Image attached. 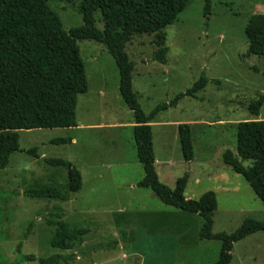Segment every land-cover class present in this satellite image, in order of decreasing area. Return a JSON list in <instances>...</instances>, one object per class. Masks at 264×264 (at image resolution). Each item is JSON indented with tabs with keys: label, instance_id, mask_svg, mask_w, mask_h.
<instances>
[{
	"label": "rangeland",
	"instance_id": "rangeland-1",
	"mask_svg": "<svg viewBox=\"0 0 264 264\" xmlns=\"http://www.w3.org/2000/svg\"><path fill=\"white\" fill-rule=\"evenodd\" d=\"M48 5L65 31L82 25L77 0H49ZM203 6L202 0H190L165 28V65L152 61L157 50L153 35L133 36L125 51L135 64L133 91L145 114L186 92L201 75L210 80L195 99L185 97L158 115L155 122L170 126L152 128L155 170L159 181L171 189L178 178L187 176L186 199L198 200L213 192L217 209L212 233L230 234L245 219L264 220L260 200L221 159L226 150L236 154L237 123L264 120V105L256 117L248 111L264 92V58L246 55L245 33L249 18L264 14V0H212L208 19L203 17ZM95 20V27L102 30L100 13ZM77 46L88 83L87 92L78 97L77 124L133 123L119 93L117 67L106 48L91 40L77 41ZM172 123L190 125L192 161L182 159ZM105 128L90 134L71 129L18 132L21 150L37 148L38 155L68 161L80 172L83 184L79 192L70 193L65 167L47 165L24 152L13 153L0 170V264H37L20 262L19 256L55 254L74 255L67 264H214L221 243L198 239L200 216L163 204L148 188H130L144 176L132 129ZM58 138H74L76 144L48 142ZM47 187L69 195L74 208L87 214L73 216L58 200L23 195L25 190ZM48 201L55 205H45ZM59 220L88 231L71 250L51 246L56 227L50 222ZM29 224L33 226L26 234ZM230 264H264V232L234 244Z\"/></svg>",
	"mask_w": 264,
	"mask_h": 264
},
{
	"label": "trees",
	"instance_id": "trees-1",
	"mask_svg": "<svg viewBox=\"0 0 264 264\" xmlns=\"http://www.w3.org/2000/svg\"><path fill=\"white\" fill-rule=\"evenodd\" d=\"M82 25L65 31L58 15L49 7V0H0V170H4L10 156L24 152L39 159L37 148L21 150L19 131L43 129H73L77 127L78 97L88 90L87 77L80 58L77 41L91 40L103 45L114 60L119 74V93L133 116V136L136 157L144 176L136 187L150 189L165 205L203 219L198 232L199 240L221 243L219 258L214 264H230L233 245L257 232H264V220L245 219L230 234L212 233L213 214L217 200L213 192L204 193L198 200L184 196L187 176L176 180L173 189L159 181L155 171L153 133L151 123L158 115L176 107L178 102L204 90L210 82L204 75L190 89L176 95L170 102L157 105L148 114L141 109L133 91L132 74L135 64L125 49L135 35L154 36L157 47L152 61L166 64L168 48L164 30L172 25L186 9L190 0H77ZM203 1V17L211 14L212 0ZM100 13L103 29L95 27V14ZM248 39L246 55L264 58V14L252 15L245 29ZM264 105V92L248 106L256 117ZM182 159H194L193 141L189 124L177 126ZM236 154L230 150L222 154L224 165L240 175L264 206V120L239 122L235 125ZM53 145L71 143L70 138L50 141ZM50 166L67 169L68 192L82 188L80 172L68 161L42 158ZM244 161H251L244 166ZM24 196L35 199L68 201V195L53 187L28 189ZM56 227L51 246L68 251L74 242L87 234L85 229L70 228L62 220L50 222ZM33 224L28 225L27 233ZM21 243L17 245L20 253ZM19 261L37 264L68 263L74 255L55 254L47 258L21 255Z\"/></svg>",
	"mask_w": 264,
	"mask_h": 264
},
{
	"label": "crops",
	"instance_id": "crops-1",
	"mask_svg": "<svg viewBox=\"0 0 264 264\" xmlns=\"http://www.w3.org/2000/svg\"><path fill=\"white\" fill-rule=\"evenodd\" d=\"M103 93V92H102ZM101 93V94H102ZM101 94H99V95H101ZM158 119V118H157ZM132 120V119H131ZM156 121V120H155ZM153 122V123H151L150 125H151V127L152 128H154V127H158L159 125H160V127H162L161 129L162 130H164V128L165 127H168V126H170L168 123H158V122ZM158 121V120H157ZM77 123V122H76ZM172 126H176V131H177V126L179 125V123H175V124H171ZM108 126H112V127H114V129H124V128H131L132 129V127H133V123H132V121L128 124V125H123L122 123H120V124H116V123H107V122H105V123H97V125H79V124H77V127L76 128H73V129H71L72 131H80V130H82V131H86L88 134H90V132H93V131H99V130H101V129H106L105 127H108ZM71 139V143H70V145H75L76 144V139H74V138H70ZM50 141L51 140H49L48 142L50 143ZM38 150V149H37ZM39 158L42 160V158H47V157H44L42 154H39ZM157 164H158V161H156V159H155V167L157 166ZM156 171V170H155ZM67 172V171H66ZM137 183L138 182H136L135 184H130L129 186H130V188L131 189H136L137 187H136V185H137ZM82 184H83V181H82ZM58 202H60L62 205H60V206H62L64 209H66V213H68V214H70V215H73V216H78V215H83V214H87V212H85V211H79L78 210V208L76 209V208H74V206H73V200L71 199V197L68 195V201H58ZM45 205H55L54 203H51L50 201H48V202H46V204Z\"/></svg>",
	"mask_w": 264,
	"mask_h": 264
}]
</instances>
